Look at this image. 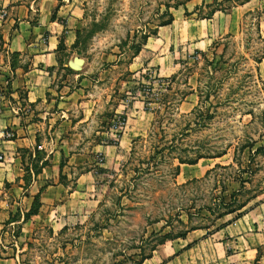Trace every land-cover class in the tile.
I'll list each match as a JSON object with an SVG mask.
<instances>
[{"label":"rangeland","instance_id":"1","mask_svg":"<svg viewBox=\"0 0 264 264\" xmlns=\"http://www.w3.org/2000/svg\"><path fill=\"white\" fill-rule=\"evenodd\" d=\"M194 1H75L82 11L76 41L59 49L52 99L61 88L81 89L92 120L66 137L79 155L59 175L75 192L72 202L41 212L21 235L13 232L23 241L22 264H141L158 246L231 222L264 199V92L257 79L264 80V61L255 63L264 56L257 31L264 4L239 20L232 37L224 34L230 21L216 26L214 19L218 46L188 61L189 40L204 27L190 32L185 19L193 13L196 20L212 18L215 9L228 12L233 4L195 12ZM170 16L164 39L153 40ZM72 60L80 64V78L68 65ZM182 94L193 96L172 111ZM164 95L172 97L163 105ZM119 105L124 111L116 113ZM72 111L77 116L81 106ZM135 126L143 135L134 144L116 156L103 149L109 142L118 146L120 133Z\"/></svg>","mask_w":264,"mask_h":264},{"label":"crops","instance_id":"2","mask_svg":"<svg viewBox=\"0 0 264 264\" xmlns=\"http://www.w3.org/2000/svg\"><path fill=\"white\" fill-rule=\"evenodd\" d=\"M75 1L0 0V8L6 14L0 21V90L3 95L0 101V167L3 168L0 169V264H22L23 241L13 232L19 230L21 235L24 230L28 231V225L39 219L41 212L62 209L64 200L68 204L74 197L75 192H68L69 188L62 185L60 169L64 164L76 165L74 161L79 155L70 152L72 141L66 137L79 124L88 127L92 120L91 101L88 95L78 94L81 89L64 93L66 87L61 88L59 97L54 100L51 86L59 70L60 46L69 50L76 40L82 11ZM197 1L192 4L195 12L201 6H219L230 1L233 4L228 12L215 9L212 18L196 20L193 13L185 19L184 25H188L190 32L191 27H204V34L189 40L192 48L186 54L188 61L192 60V55H206L212 50L214 19L216 26L224 19L230 21L224 34L232 37L239 20L262 9L264 4L261 0ZM185 9L190 13L187 6ZM261 15L264 16V12ZM162 31H167L166 26L158 28L153 40L164 39ZM257 31L263 40L264 18ZM144 47L148 48L147 44ZM74 73L75 78L82 76ZM83 82L85 80L81 79L79 84ZM189 96L193 94L185 100ZM184 104L182 102L179 108ZM80 106L81 111L74 116L73 107ZM124 108L119 105L115 112L121 113L119 109L124 111ZM64 126H68V130ZM135 127H126L120 133L118 146L108 145L103 149L116 156L125 146L134 144L143 135V131ZM5 132H10L12 137L4 138ZM45 134L49 139L42 140ZM98 147L91 146L89 150ZM34 199L40 207L37 214L25 221ZM232 219L211 229L191 230L180 239L164 243L141 264H264V199ZM173 243L178 248L174 249Z\"/></svg>","mask_w":264,"mask_h":264},{"label":"trees","instance_id":"3","mask_svg":"<svg viewBox=\"0 0 264 264\" xmlns=\"http://www.w3.org/2000/svg\"><path fill=\"white\" fill-rule=\"evenodd\" d=\"M175 9H177V6H175L174 7ZM185 13H187V12H185ZM250 14V13H249ZM172 22V16H170V19L168 20V22H165V23H162L161 25H159L160 27H163V26H167V25H169L170 23ZM257 30H258V27H257ZM260 37V36H259ZM76 41V40H75ZM75 44V43H74ZM213 47H217L218 46V44H213L212 45ZM61 47V46H60ZM224 50H225V47H224ZM139 52V51H138ZM224 52V51H223ZM137 55V54H136ZM223 57V54H221V56H220V59ZM264 59V56H262V57H259L257 60H255V63L256 64H259L262 60ZM257 79H258V82H260V84H261V90H262V92H264V80H262L261 78H260V76H259V74L257 75ZM198 90H199V88H198ZM172 95H174V94H172ZM182 96V98L181 99H179L178 100V102H174L173 104H171L172 105V111L174 110V109H176L177 108V106L180 104V103H182L183 102V100L186 98V95L185 94H182L181 95ZM169 97H172L171 95L170 96H168V95H164L163 96V98H162V100H160L161 102V104H163L164 105V103H165V99H168ZM177 101V100H176ZM155 113V112H154ZM139 139V138H138ZM134 143H135V141H134ZM109 145H112V142H109L108 143ZM260 150H262L261 148H257L256 150H255V152H258V151H260ZM199 159H201V157H199V158H196L195 160H179V164L181 165V164H186V165H193V164H195ZM178 170H179V168H177V172H178ZM104 170H102L101 169V172H103ZM39 204H38V200L37 199H34V203H33V205H32V207H31V209H30V211L27 213V216H32V215H35V214H37V211H38V206ZM229 213H232V212H229Z\"/></svg>","mask_w":264,"mask_h":264},{"label":"built area","instance_id":"4","mask_svg":"<svg viewBox=\"0 0 264 264\" xmlns=\"http://www.w3.org/2000/svg\"><path fill=\"white\" fill-rule=\"evenodd\" d=\"M5 11H4V9H1L0 8V21L1 20H3L4 18H5ZM2 91L0 90V101H1V99H2ZM4 138H7V139H10L11 137H12V134L10 133V132H5L4 133V136H3Z\"/></svg>","mask_w":264,"mask_h":264},{"label":"water","instance_id":"5","mask_svg":"<svg viewBox=\"0 0 264 264\" xmlns=\"http://www.w3.org/2000/svg\"><path fill=\"white\" fill-rule=\"evenodd\" d=\"M69 67L72 69V70H75V71H78L80 70V64L76 61V60H72L71 62H69Z\"/></svg>","mask_w":264,"mask_h":264}]
</instances>
